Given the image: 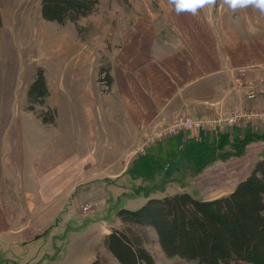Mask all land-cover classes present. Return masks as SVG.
<instances>
[{
    "label": "rangeland",
    "instance_id": "obj_1",
    "mask_svg": "<svg viewBox=\"0 0 264 264\" xmlns=\"http://www.w3.org/2000/svg\"><path fill=\"white\" fill-rule=\"evenodd\" d=\"M0 7L4 21L0 30V178L3 174L4 182H9L2 190L10 196L7 205L13 208L6 214L11 226L0 234V264H90L96 259L105 264H120L104 240L113 229L124 227L118 214L122 208L138 209L151 197L179 191L207 199L226 194L232 188L231 182L244 171H233L237 169L234 164L247 159L252 162L257 156L253 150L256 142L264 150V137L248 139L242 154L236 151L220 159L218 151L230 149L233 142L228 135L215 145L200 136L201 139L191 138L188 144L176 148L170 144V138L179 133L157 138L140 149L143 140H149L164 126L177 127L185 119L182 116L201 115H194L192 110L187 114L177 111L168 118L159 113L151 126L136 131L131 144L121 153L114 152L105 138L101 142V138L93 137V127L103 106L111 109L116 101H121L112 62L126 37L150 31L157 41L169 43L170 48L177 47L182 40L176 23L186 19L171 11L167 0H100L97 9L77 23L45 19L41 0H0ZM203 12L210 20L233 22L234 27L249 22L258 27L264 20L251 8L232 13L226 6L221 9L219 2L217 7L205 8ZM191 17L202 21L200 13ZM185 40L187 44L188 37ZM39 68L45 70L50 95L43 104H35L34 112L28 108V90ZM107 73L112 75V82ZM256 80L264 79L234 75L233 90L245 100L264 97L256 94L248 99L247 85L237 88L235 84L242 81L254 85L249 82ZM55 101H78L79 107L75 114L66 111L56 123H46L38 111L51 114L57 107ZM248 108L263 110L264 105ZM8 109L9 120L5 118ZM206 116L212 115L199 117ZM69 117L76 120L68 121ZM249 122L264 129V122L256 118L237 125ZM32 135L37 136L41 145L33 142ZM28 140L33 146H24ZM103 143L109 145L102 147ZM160 144L163 148L157 154L156 146ZM34 145L35 151L42 152L36 154L40 162L29 155ZM27 154L36 163L31 164L33 167L26 162ZM36 166L42 168V184L35 175ZM117 174L120 175L115 180L109 179ZM54 179L61 180V186L46 185ZM25 192L30 197L24 198ZM31 199L33 209L25 210L21 203ZM145 240L157 264H195L177 256L168 257L151 228L147 229Z\"/></svg>",
    "mask_w": 264,
    "mask_h": 264
},
{
    "label": "crops",
    "instance_id": "obj_2",
    "mask_svg": "<svg viewBox=\"0 0 264 264\" xmlns=\"http://www.w3.org/2000/svg\"><path fill=\"white\" fill-rule=\"evenodd\" d=\"M200 14L202 16L200 22L193 20L188 14H183L186 19L183 22L178 20L176 29L179 39L182 40L176 44L177 47L173 45L174 47L170 48L169 43L157 41L150 31L144 35L131 34L126 37L121 52L115 54L112 62L113 76L120 90L121 101H116L111 109L110 107L105 109L103 106L101 115H97L98 121L93 127L96 131L94 138L98 140L101 138V142L105 138L114 152L121 153L123 148L131 144L136 131L143 129L146 125L151 126L159 113L165 114L168 118L172 114L173 116L177 114V111L187 114L192 110L195 112L194 115L201 114L199 116H202L215 115L221 110L237 111L243 107H250V105H264V97L254 101L245 100L233 90L234 75L264 79V20L260 21L261 26L258 25V27L252 22L234 27L233 22L224 23L219 18L210 20L203 10ZM250 25L256 29L254 34L249 31ZM186 37H188L187 44L184 42ZM219 79L223 82L220 83ZM8 102L9 105L11 101ZM54 104L57 106H55L57 119L60 118L61 113L64 114L66 111L75 114L79 107L78 101H58L57 103L55 101ZM82 106L84 110V105ZM93 112H95L94 108ZM5 118L7 120L10 118L9 109L8 112L6 110ZM67 120L75 121L76 119L69 117ZM252 132L264 134V129L259 128L254 122H249L237 125L233 129H204L200 135L215 145L226 135L232 141H236ZM105 133L108 135L105 136ZM194 136V133L182 131L170 138V144L176 148L182 147L188 144V140ZM32 138L34 143L41 145L36 135H32ZM3 140L4 137L2 143ZM258 143H254L253 150L257 156L252 162L247 159L234 164L237 169L233 171L237 170L238 174L240 170L244 169V171L242 176L239 175L238 179L231 182L232 188L226 194L232 192L238 183L250 174L255 161L262 157L261 153L259 154L263 151L262 145ZM25 144L33 146L30 140L24 143V146ZM105 144L109 145L103 143L102 147H105ZM161 148H163L161 144L156 146L157 154H160ZM33 150L35 151V145ZM33 150L30 149L29 155L40 162V156L36 154L42 152L33 153ZM29 155L27 154L26 162L33 167L31 164L36 165V163L34 160L31 161ZM36 167L35 175L42 181V184L43 178L40 173L42 168ZM119 175H111L109 179L113 181ZM5 183L7 185L9 182L8 180L4 182L2 174L0 178V234L5 231V227L11 226L6 214L8 210L11 212L13 210L11 204L7 205V202H11L10 196L7 197L5 191L2 190ZM54 183L56 186H61L62 181L54 179L46 185L53 186ZM47 191H50V187ZM223 193L213 198L226 195ZM25 197H30V195H26L25 192ZM32 200L21 203L25 210L33 209L34 204H30Z\"/></svg>",
    "mask_w": 264,
    "mask_h": 264
},
{
    "label": "trees",
    "instance_id": "obj_3",
    "mask_svg": "<svg viewBox=\"0 0 264 264\" xmlns=\"http://www.w3.org/2000/svg\"><path fill=\"white\" fill-rule=\"evenodd\" d=\"M99 4L100 0H41V12L47 20L77 23ZM3 23L0 7V30ZM107 78L112 82L110 73ZM49 95L45 70L39 68L28 90V108L37 111L35 104H43ZM38 112L44 122L56 123V108L51 114ZM263 137L261 133L245 134L231 142L230 149L218 151V158L236 151L242 154L248 139ZM118 214L124 227L113 229L104 241L120 264H157L145 245L150 228L168 257L195 264H264V150L250 174L229 194L207 199L179 191L151 197L138 209L122 208ZM90 264L105 263L96 259Z\"/></svg>",
    "mask_w": 264,
    "mask_h": 264
},
{
    "label": "built area",
    "instance_id": "obj_4",
    "mask_svg": "<svg viewBox=\"0 0 264 264\" xmlns=\"http://www.w3.org/2000/svg\"><path fill=\"white\" fill-rule=\"evenodd\" d=\"M241 83V84H240ZM249 83H255L254 85L246 84L245 82L239 81L235 83L237 88H244L243 86L247 85V98H254L256 94H264V80L250 81ZM234 86V84H233ZM252 86V87H250ZM185 117L181 119L180 125L175 127L173 125L164 126L162 131L157 134H153L149 140L142 142L140 149H145V145L151 143L157 138L171 136L180 133L184 130H191L197 136L200 131L203 129H218L221 126L228 125L233 127L241 122L250 121L254 118L260 119L264 122V109H249L248 107L245 110L224 113L218 112L212 116L199 117V116H182ZM146 137V136H145ZM144 137V138H145Z\"/></svg>",
    "mask_w": 264,
    "mask_h": 264
},
{
    "label": "clouds",
    "instance_id": "obj_5",
    "mask_svg": "<svg viewBox=\"0 0 264 264\" xmlns=\"http://www.w3.org/2000/svg\"><path fill=\"white\" fill-rule=\"evenodd\" d=\"M218 2L221 9L226 6L232 13L251 8L264 16V0H167V5L178 16L188 14L195 17L205 8L217 7ZM249 31L254 34L256 29L250 25Z\"/></svg>",
    "mask_w": 264,
    "mask_h": 264
}]
</instances>
